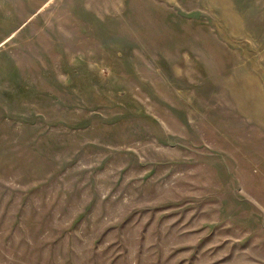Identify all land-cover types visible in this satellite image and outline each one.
<instances>
[{"label":"rangeland","instance_id":"374dc122","mask_svg":"<svg viewBox=\"0 0 264 264\" xmlns=\"http://www.w3.org/2000/svg\"><path fill=\"white\" fill-rule=\"evenodd\" d=\"M0 264H264V0H0Z\"/></svg>","mask_w":264,"mask_h":264}]
</instances>
